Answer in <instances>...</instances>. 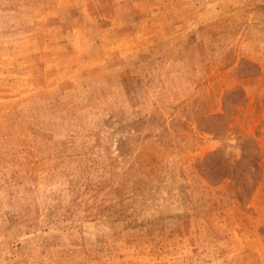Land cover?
<instances>
[{"label":"rangeland","instance_id":"obj_1","mask_svg":"<svg viewBox=\"0 0 264 264\" xmlns=\"http://www.w3.org/2000/svg\"><path fill=\"white\" fill-rule=\"evenodd\" d=\"M0 264H264V0H0Z\"/></svg>","mask_w":264,"mask_h":264}]
</instances>
